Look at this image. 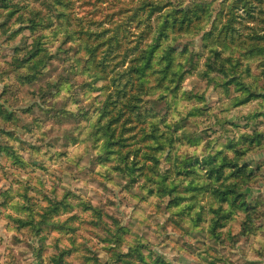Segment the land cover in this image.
I'll use <instances>...</instances> for the list:
<instances>
[{
    "label": "trees",
    "instance_id": "16d2710c",
    "mask_svg": "<svg viewBox=\"0 0 264 264\" xmlns=\"http://www.w3.org/2000/svg\"><path fill=\"white\" fill-rule=\"evenodd\" d=\"M226 1L218 9L217 0H0V36L12 52L0 60V160L35 163L24 158L14 130L31 127L8 113V78H15L38 88V122L49 107L59 121L77 122L93 150L94 171L106 181L136 186L151 205L165 200L167 222L202 245L206 264H235L225 243L228 237L236 245L230 226L240 214L242 233L254 236V251L264 259V193L249 201L246 192L264 182V160L249 159L264 152V0ZM190 74L213 85L220 100L184 91ZM234 91L240 94L231 97ZM224 101L227 113L219 117L215 109ZM172 105L185 112L169 118ZM216 131L232 137L214 139ZM34 149L45 156L44 168L67 154L52 145ZM68 195H45L39 210L25 204L26 212L12 216L39 238L41 252L50 229L58 233L48 264H73V254L81 264H101L98 251L78 239L83 222L106 227L115 264L150 262L148 245L140 237L127 242L133 228L114 216L105 221L103 206L79 199L90 213L63 218V210L75 207ZM154 263L172 264L160 256Z\"/></svg>",
    "mask_w": 264,
    "mask_h": 264
},
{
    "label": "rangeland",
    "instance_id": "374dc122",
    "mask_svg": "<svg viewBox=\"0 0 264 264\" xmlns=\"http://www.w3.org/2000/svg\"><path fill=\"white\" fill-rule=\"evenodd\" d=\"M224 1L227 3L226 0H217L216 7L221 9ZM27 33L30 32L27 31ZM11 55L9 45L5 44V40L0 36V60H9ZM183 83V90L188 93H205L208 103L221 98L220 92L213 85L200 80L196 74L188 75ZM8 84L12 85V91L19 90L16 93L11 91V95H8V113L15 111L32 129L27 131L22 126L14 129L20 139L17 144L23 147L24 158L35 163L21 167L13 164L6 156L0 160V264L49 263L50 258L55 254L53 244L58 233L50 229L47 247L41 252L39 238L33 236L28 227L19 229L12 216L26 212L22 208L25 204H34L39 210L41 205L48 203L45 195L52 197L55 194L61 197L66 192L69 194L67 198L75 207L71 211L63 210V218L74 213L84 218L90 213H85L82 206L77 205L79 199L103 206L105 221L112 223L113 220L110 217L114 216L123 225L133 228V233L126 237L127 242H133L140 237L148 245L150 250L145 249L150 261L148 264H155L154 260L159 256L172 264H206L199 254L202 245L197 243L192 235L176 229L170 224L171 222H167L169 211L165 200L159 199L151 205L147 200L139 199L136 186L129 189L117 179L106 181L102 174L94 171L95 165L90 160V153L93 150L86 146L87 142L83 140L84 134L77 129L75 120L64 118L59 121L55 116L56 111L49 107L50 115L43 122H38L37 119L42 117L37 105L38 88L33 92L32 88L16 82L15 78H8ZM1 86L0 79V91ZM239 94L240 91H234L231 97ZM184 97L185 101L189 102L190 97L187 95ZM205 97L204 101L207 104ZM3 100L0 92V103ZM30 107L35 108L34 113L26 111ZM227 108L228 104L224 101L219 108L215 109V113L219 117H224ZM159 109L166 111L162 104L159 105ZM184 110L172 105L169 118L172 116L179 118L178 111L185 112ZM235 117L236 114H233L231 119ZM188 126L195 128L191 117ZM211 134L214 139L227 135L232 137L231 134L221 131ZM50 145L67 154L61 157V161H48V168H44L42 164L46 158L34 147L48 150ZM249 159L255 162L262 161L264 152L252 154ZM246 192L249 195L248 200L251 201L257 194L264 193V182H260L256 187H249ZM28 198H30L29 201ZM241 219L240 214L231 223L230 234L235 239L236 245L233 246L227 237L225 253L235 264L255 262L264 264V259H259L254 251V236L247 237L242 233ZM77 225L81 227L79 241L86 242L92 250L98 251L100 263L115 264V259L112 258L114 250L110 248V236L106 227L89 226L87 222L77 223ZM63 236L61 237L62 245L69 242ZM15 240L17 243L20 240L21 242L17 244ZM150 251L154 253L152 256ZM71 258L73 264H81V259L77 255L73 254Z\"/></svg>",
    "mask_w": 264,
    "mask_h": 264
}]
</instances>
